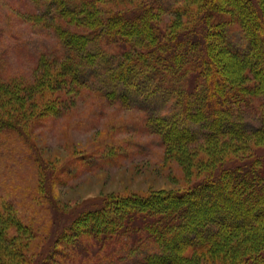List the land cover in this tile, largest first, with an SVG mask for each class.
<instances>
[{
  "label": "trees",
  "instance_id": "1",
  "mask_svg": "<svg viewBox=\"0 0 264 264\" xmlns=\"http://www.w3.org/2000/svg\"><path fill=\"white\" fill-rule=\"evenodd\" d=\"M32 2L39 17L53 21L62 47L58 59L40 56L34 88L56 66L75 85L96 79L111 100L147 107L151 98L166 102L164 110H149L147 121L169 147L230 140L242 153L213 159L185 189L103 197L100 205L63 217L67 225L33 259L12 233L29 235L27 226L13 211H0V264H55L75 246L105 260L139 251L133 264H188L194 258L186 251L223 264H264V165L253 153L264 145V12L258 0ZM162 13L173 16L171 27L158 24ZM235 32L241 45L233 42ZM34 88H23L25 97ZM18 124L19 117L0 116V135ZM25 141L30 144L28 136ZM216 149L214 158L222 153Z\"/></svg>",
  "mask_w": 264,
  "mask_h": 264
},
{
  "label": "rangeland",
  "instance_id": "2",
  "mask_svg": "<svg viewBox=\"0 0 264 264\" xmlns=\"http://www.w3.org/2000/svg\"><path fill=\"white\" fill-rule=\"evenodd\" d=\"M258 2L264 12V0ZM40 14L32 0H0V116L7 121L19 117L18 128L0 135V211H13L27 226L29 235L12 233L30 259L42 254L67 225L63 217L98 206L103 197L185 189L206 174L213 159L227 161L238 153L237 143L230 140L218 146L199 141L186 148L169 147L147 121V112L164 110L166 102L151 98L147 107L111 100L101 95L104 89L96 79L75 85L58 75L56 66L34 88L42 73L40 56L58 59L62 51L53 21ZM173 19L168 13L157 16L163 28L171 27ZM232 38L241 45L236 32ZM25 87L34 88L31 97L23 94ZM50 105L56 109L46 110ZM215 148L222 150L217 158L211 155ZM253 148L264 165V145ZM82 249L75 246L67 259L55 264H133L140 255L120 251L115 260H105ZM186 253L194 258L188 264L224 262Z\"/></svg>",
  "mask_w": 264,
  "mask_h": 264
}]
</instances>
